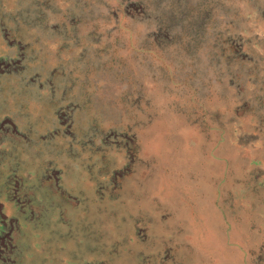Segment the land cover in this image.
<instances>
[{
    "label": "rangeland",
    "instance_id": "rangeland-1",
    "mask_svg": "<svg viewBox=\"0 0 264 264\" xmlns=\"http://www.w3.org/2000/svg\"><path fill=\"white\" fill-rule=\"evenodd\" d=\"M0 264H264V0H0Z\"/></svg>",
    "mask_w": 264,
    "mask_h": 264
}]
</instances>
